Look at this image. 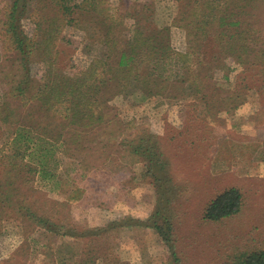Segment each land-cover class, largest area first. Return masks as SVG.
Instances as JSON below:
<instances>
[{
	"label": "rangeland",
	"instance_id": "1",
	"mask_svg": "<svg viewBox=\"0 0 264 264\" xmlns=\"http://www.w3.org/2000/svg\"><path fill=\"white\" fill-rule=\"evenodd\" d=\"M60 1L24 3L20 24L36 43L29 68L38 83L49 42L54 45L49 58L82 69L91 61L115 65L136 28L148 43L162 30V40L175 52L188 50L210 28L195 20V0H71L65 15ZM213 1L221 11H237L242 29L255 25L264 36V0ZM11 3L0 0V109L14 110L9 121L0 117V264H236L264 246V161L258 158L264 92L254 71L244 88L234 85L242 66L232 60L226 68L206 71L194 56L184 78L179 67L185 63L175 60L163 80L161 70L148 74L153 61L135 66L142 77L148 74L145 85L114 68L105 75H114L109 86L96 82L106 101L97 122L68 125L58 116L63 99L54 106L57 114L48 116L36 102L38 120L50 125L43 134H24L35 143L29 155L27 143L12 141L15 132L26 133L28 104L12 90L23 70L4 32ZM212 97L223 100L207 106L204 99ZM146 135L158 142L165 162L157 186L130 152ZM38 164L28 172L27 166ZM232 186L243 197L239 212L219 222L204 220L206 203ZM158 209L164 218H157ZM30 215L50 220L55 231L36 226ZM139 222L156 223L167 233ZM127 223L132 225L120 226Z\"/></svg>",
	"mask_w": 264,
	"mask_h": 264
},
{
	"label": "trees",
	"instance_id": "2",
	"mask_svg": "<svg viewBox=\"0 0 264 264\" xmlns=\"http://www.w3.org/2000/svg\"><path fill=\"white\" fill-rule=\"evenodd\" d=\"M19 1H22L20 6ZM69 1L71 0L60 1L62 9L65 12L64 15L66 13L69 14L72 9L65 5ZM195 2L196 5L191 7L195 20H197L200 26L209 25L210 28L204 31L203 39L198 37L196 42L189 46L185 52L173 51L169 44L162 40L164 36L162 30H157L155 35L150 37V39H153V42L148 43L149 38L144 37L141 31L136 28L134 35L127 38L126 44L124 43V47L120 50L115 65H110L107 62L101 64L99 61H91L90 64L81 69L72 66L70 64L71 62L60 64L58 56L49 58V53L54 48V45L49 42L42 49L43 53H45V57L41 63L44 71L40 77L41 79H39L40 83H38L30 74L29 68L31 64L29 55L35 49L36 43L35 41H30L20 24L25 0H12L11 5L4 13V32L13 49L19 53L20 65L23 70L22 75H18V79L15 80L12 90L16 91L15 96L20 97L24 103L28 104L26 110L27 115H25L24 123L22 124L26 133L23 132V135H21V132H15V137L12 138V141L17 143L23 141L25 144L27 143V148L24 149V152L32 155L31 152L35 150V143H33L31 137L29 138L24 134L29 133L32 135V133L37 132L43 134L42 129L50 125V122L38 120V115H35L37 101H40L42 109H45L44 115L48 116L57 114L54 111V106L63 99L66 103H63L59 107L58 116L66 120L68 125L74 124L81 126L80 123H83L84 120H91L94 123L103 119L104 108L102 107H104L103 104L106 101L100 92L97 91L99 84H96V82L100 81L104 87L109 86L114 79V75L110 77H105V75L111 73V70L114 68L125 78H133L140 84L145 85L148 74L157 73L158 70H161V73L158 74L160 77L162 76L163 80L166 77L163 71L170 63L174 65L173 61L175 60L178 65L185 63L179 67L182 70L180 74L183 78L188 70L187 64L192 63V58L195 59L196 56L198 58L195 62L199 70L206 71L226 68L227 60H232V62L242 66V71L240 72L242 74L237 76L234 85L236 87L243 86L247 88V83L244 84L243 80L247 79L250 75L249 73L254 71V75L258 76L260 80L258 90L260 89V92H264V44L261 45L259 43L260 39L264 38V36L261 37L260 34L256 33L257 28L255 25L251 26L249 24L247 29H242L240 27V16L237 11L231 9L228 12L221 11L220 4H216L213 0H205L203 3L200 0H195ZM238 2L240 0L235 1V4ZM247 2L251 3L249 0ZM76 7H80V5ZM194 26L193 23V28ZM110 28L111 26H108V29ZM211 29L213 31H210ZM48 33H50L49 29ZM245 34H247V37H245ZM106 46L110 47V45ZM149 50L152 52H149ZM152 61L155 67L148 70L147 77H142L140 73L135 71V66L141 67L142 64L147 65ZM157 85L154 82V86ZM222 100L221 97H212L209 101L204 99V102L208 106L209 104L221 102ZM97 103L99 104L95 108L94 105ZM13 112V109L4 107L0 109V117L4 121H9ZM43 121L45 123L44 126ZM151 138V135L138 137L136 142L130 147V152L144 162L146 172L152 176L157 186V184L160 185L163 181L162 174L163 170H165V162L162 159L163 153L159 148L158 142ZM202 139L204 140V138ZM55 143L57 144L58 141L55 140ZM62 144L65 145L67 142L63 141ZM19 152L20 149H16L14 155H19ZM23 158V154L18 157L20 161ZM258 158L264 161V145L259 149ZM40 165L27 166L28 172H35L37 166ZM159 191L160 194H163L161 190ZM242 203L243 197L239 189L233 186L226 187L216 192L206 203L202 218L211 222L222 221L238 213ZM163 208L165 209V207ZM155 213L157 218H164V214L160 213V209ZM30 216L34 219L36 226L45 228L48 231H55V224L50 220L40 216ZM111 225L115 224L111 223ZM131 225V223H127L120 226ZM137 225L155 228L162 236L164 233H167L166 230L163 231L156 223L139 222ZM236 264H264V246L251 251L243 259L238 260Z\"/></svg>",
	"mask_w": 264,
	"mask_h": 264
},
{
	"label": "crops",
	"instance_id": "3",
	"mask_svg": "<svg viewBox=\"0 0 264 264\" xmlns=\"http://www.w3.org/2000/svg\"><path fill=\"white\" fill-rule=\"evenodd\" d=\"M146 215H147V212H146Z\"/></svg>",
	"mask_w": 264,
	"mask_h": 264
}]
</instances>
